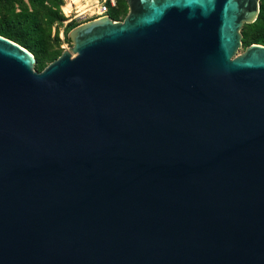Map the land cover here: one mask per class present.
<instances>
[{"label": "water", "instance_id": "1", "mask_svg": "<svg viewBox=\"0 0 264 264\" xmlns=\"http://www.w3.org/2000/svg\"><path fill=\"white\" fill-rule=\"evenodd\" d=\"M125 2L41 71L0 35V264H264L260 0Z\"/></svg>", "mask_w": 264, "mask_h": 264}, {"label": "trees", "instance_id": "2", "mask_svg": "<svg viewBox=\"0 0 264 264\" xmlns=\"http://www.w3.org/2000/svg\"><path fill=\"white\" fill-rule=\"evenodd\" d=\"M83 0H66L63 6L69 12L71 4L82 6ZM63 0H0V35L18 43L29 50L36 58L35 68L41 71L60 53L58 26L65 20L60 6ZM125 0H116V7L109 9V16L117 20L126 12ZM78 23L69 22L65 26V40L70 29ZM54 34L52 36V28ZM244 46L251 43L264 44V0L260 1L257 18L242 27ZM52 43L55 44V48Z\"/></svg>", "mask_w": 264, "mask_h": 264}, {"label": "built area", "instance_id": "3", "mask_svg": "<svg viewBox=\"0 0 264 264\" xmlns=\"http://www.w3.org/2000/svg\"><path fill=\"white\" fill-rule=\"evenodd\" d=\"M63 4H65V1ZM82 6L83 9H78L75 4H71L69 12H64L62 5L60 9L65 19H69V21L73 18L92 19L103 15H109V9L116 7V0H95L94 3H82Z\"/></svg>", "mask_w": 264, "mask_h": 264}, {"label": "rangeland", "instance_id": "4", "mask_svg": "<svg viewBox=\"0 0 264 264\" xmlns=\"http://www.w3.org/2000/svg\"><path fill=\"white\" fill-rule=\"evenodd\" d=\"M64 1L65 0H63V3H64ZM94 1L95 0H83L82 1V3L83 4H86V3H94ZM261 1V0H260ZM63 5V4H62ZM76 8H78V9H83L81 6H78V7H76ZM128 13V7H126V12H124V13H121L119 16H118V19L117 20H122L125 16H126V14ZM86 20H88V19H86V18H73L72 20H70L69 21V19H65V20H63V22L58 26V37H59V40H60V44H59V48L61 49V52L63 51V50H65V49H70L71 48V46H72V42L69 40V41H66L65 40V34H64V32H65V26H66V24H68L69 22H75V23H81V22H84V21H86ZM53 34H54V27L52 28V36H53ZM259 44H261V43H259ZM52 45H53V47L55 48L56 46H55V44L54 43H52ZM244 48H245V46L244 45H242L241 47H239L238 48V50H237V52L235 53V55H238V54H240L241 52H243V50H244ZM234 55V56H235ZM233 56V57H234ZM49 62L47 61V64H48Z\"/></svg>", "mask_w": 264, "mask_h": 264}, {"label": "bare ground", "instance_id": "5", "mask_svg": "<svg viewBox=\"0 0 264 264\" xmlns=\"http://www.w3.org/2000/svg\"><path fill=\"white\" fill-rule=\"evenodd\" d=\"M65 4H66V0H65ZM65 4L62 5V9H63V10H64L63 6H64ZM75 5H76V4H75ZM76 7H77V6H76ZM81 7H83V6H81ZM64 12H65V10H64Z\"/></svg>", "mask_w": 264, "mask_h": 264}]
</instances>
